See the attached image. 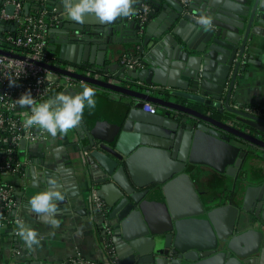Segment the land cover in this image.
Wrapping results in <instances>:
<instances>
[{
  "label": "water",
  "instance_id": "1",
  "mask_svg": "<svg viewBox=\"0 0 264 264\" xmlns=\"http://www.w3.org/2000/svg\"><path fill=\"white\" fill-rule=\"evenodd\" d=\"M52 1L61 14L52 29L63 34L53 42L60 44L62 62L47 67L87 83L97 94L95 108L86 107L75 128L89 137L90 149L97 147L91 156L106 169L98 194L110 206L116 244L112 258L117 264H263L264 231L246 210L249 198L242 205L231 200L207 206L191 171L205 164L236 176L247 156L264 151V118L248 117L232 106L254 44V24L264 15V0H132L131 13L110 23L95 15L76 22L67 16L62 0ZM144 4L154 8L150 16L161 11L167 20L158 32L130 41L143 42V64L160 48L171 57L157 66L131 69L108 59L115 51L110 44L140 28L134 17ZM200 14L213 18L210 29L197 23ZM137 80L159 87L148 92ZM147 102L158 111H144ZM26 145L22 140V155ZM70 160L81 162L75 154ZM42 165L46 189L55 188L50 181L58 178L57 163L44 160ZM71 171L61 176L68 182V197L81 194ZM258 189L264 184L249 185L248 195ZM16 214L14 209L11 215Z\"/></svg>",
  "mask_w": 264,
  "mask_h": 264
},
{
  "label": "crops",
  "instance_id": "2",
  "mask_svg": "<svg viewBox=\"0 0 264 264\" xmlns=\"http://www.w3.org/2000/svg\"><path fill=\"white\" fill-rule=\"evenodd\" d=\"M138 15L136 14L134 17L137 21H139ZM166 15L167 13L162 14L161 11L156 12L155 15L150 16L143 32L140 31L141 25L139 29L133 27L131 30L134 34H124L120 42L111 43L110 45L115 51L109 54L108 59L120 62L124 56L132 53L140 60L138 69H146L151 64L157 66L160 61L168 59V51L160 48L156 50V53L151 54L147 59V64H143L144 58L139 57V50H141L143 42H133L129 39L134 36L143 39L149 32L152 34L158 32L161 25L167 20ZM258 17L254 24L255 40L249 52L250 58L235 91V100L232 101V106L242 109L248 117L261 120L264 118V15ZM128 19L131 18L128 17ZM129 20L125 22L128 24ZM125 28L129 29L128 25H125ZM61 36H63L61 30H51V47L57 55H59L60 44L53 42L60 39ZM71 43L75 45L74 42ZM54 45H56L55 49ZM69 52L70 57L74 56L75 48L69 49ZM147 52L150 53L151 49ZM136 82L144 81L137 80ZM81 84V81H76L71 87L55 90L51 97L58 92L76 94L82 90ZM246 107L261 111V115L247 112ZM98 120L104 121V118L99 115ZM90 145L89 137L85 133L77 131L75 127L66 134L58 133L55 137L50 136L46 141L27 143L25 154H21V159L26 161L23 175L7 177L15 184L14 196L17 203L15 208L17 214L15 216L10 214L12 219L7 224L0 222V264H79L74 259L93 261L97 264H117L112 258L113 255H108L100 221L93 214V190L99 191L101 183L98 180L107 174L103 165L91 156V151L96 150L97 147L90 149ZM73 154L79 156L80 163H72L70 155ZM44 160L57 163L58 168L56 167L55 171L58 178L54 179L55 184L52 185L64 197L63 200L56 202L57 211L54 216L30 211L28 205V200L34 192L42 187L46 190L47 183L42 178L44 175L40 172L44 169L42 165ZM61 167L62 173L69 175L72 172L71 167L74 168L76 172L74 180L77 182V189L81 191V194L67 196L65 184L68 182L61 177L62 173L59 169ZM191 176L201 199L207 206L216 207L231 200L242 205L248 197L250 204L246 210L254 218L256 227L264 231V207L258 208V204L264 202V189L252 191L248 195L249 185L264 184L263 153L258 157L247 156L243 167L238 169L236 176L205 164L196 166L191 171ZM104 201L106 202L105 199ZM108 207L110 208L109 205ZM53 218L58 223H51ZM225 220L224 218L223 221ZM20 223L37 232L38 244L29 247L18 236ZM135 231L134 228L130 229V232ZM115 245L113 242V251H115ZM255 257L260 259V262L262 261L261 253L255 254Z\"/></svg>",
  "mask_w": 264,
  "mask_h": 264
},
{
  "label": "built area",
  "instance_id": "3",
  "mask_svg": "<svg viewBox=\"0 0 264 264\" xmlns=\"http://www.w3.org/2000/svg\"><path fill=\"white\" fill-rule=\"evenodd\" d=\"M50 0H6L0 10V20L6 21L0 27V222L7 224L10 214L16 208L15 184L7 177L23 175L25 163L20 157L22 140L27 143L46 141L51 136L38 126L26 128L23 121L30 114V106H21L18 98L30 91L36 103L48 100L55 90L73 86L76 79L51 71L47 65H61V59L51 47L50 34L59 22L61 14L57 7L49 6ZM12 5V13L7 7ZM152 7L144 4L138 15L140 31L143 32L150 18ZM123 65L134 69L140 65L139 58L124 56ZM145 91L153 92L159 86L137 82ZM247 112L261 115V111L246 107ZM144 111L156 113L158 107L147 102ZM93 214L100 221L104 244L108 255L113 251V227L108 219V206L93 190ZM79 264H97L93 261L74 259Z\"/></svg>",
  "mask_w": 264,
  "mask_h": 264
},
{
  "label": "clouds",
  "instance_id": "4",
  "mask_svg": "<svg viewBox=\"0 0 264 264\" xmlns=\"http://www.w3.org/2000/svg\"><path fill=\"white\" fill-rule=\"evenodd\" d=\"M62 4L67 16L76 22H83L87 15H95L101 22L110 23L118 17H127L132 11V0H62ZM197 23L210 29L213 18L200 14ZM80 88L82 90L76 94L58 92L40 103L34 101L30 91L25 92L18 98V103L30 106L31 111L26 115L23 126H38L52 137L58 133L66 134L80 123L86 107L93 109L96 106L95 89L87 83H82ZM50 183L54 185L55 180ZM63 199L61 192L55 188L39 191L29 198V210L54 216L57 211L56 202ZM50 222L58 223L54 218ZM17 234L29 247L39 243L37 232L23 223L19 224Z\"/></svg>",
  "mask_w": 264,
  "mask_h": 264
},
{
  "label": "trees",
  "instance_id": "5",
  "mask_svg": "<svg viewBox=\"0 0 264 264\" xmlns=\"http://www.w3.org/2000/svg\"><path fill=\"white\" fill-rule=\"evenodd\" d=\"M55 5V3L52 1V0H50V3H49V6H54ZM137 54V53H136ZM128 55H133V56H135L136 57V55H134V54H132V53H130V54H128ZM53 94V93H52ZM20 157H21V155H20ZM10 217V220L12 219L11 218V216H9Z\"/></svg>",
  "mask_w": 264,
  "mask_h": 264
},
{
  "label": "flooded vegetation",
  "instance_id": "6",
  "mask_svg": "<svg viewBox=\"0 0 264 264\" xmlns=\"http://www.w3.org/2000/svg\"><path fill=\"white\" fill-rule=\"evenodd\" d=\"M152 7V6H151ZM153 8V7H152ZM152 12V11H151ZM150 15H151V13H150ZM261 152V151H260ZM261 153H263L264 154V151H262Z\"/></svg>",
  "mask_w": 264,
  "mask_h": 264
}]
</instances>
